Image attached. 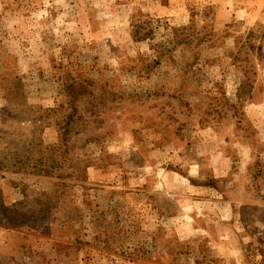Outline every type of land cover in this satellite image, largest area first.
Masks as SVG:
<instances>
[{
	"label": "rangeland",
	"instance_id": "obj_1",
	"mask_svg": "<svg viewBox=\"0 0 264 264\" xmlns=\"http://www.w3.org/2000/svg\"><path fill=\"white\" fill-rule=\"evenodd\" d=\"M228 1L0 0V264H264V5Z\"/></svg>",
	"mask_w": 264,
	"mask_h": 264
},
{
	"label": "crops",
	"instance_id": "obj_2",
	"mask_svg": "<svg viewBox=\"0 0 264 264\" xmlns=\"http://www.w3.org/2000/svg\"><path fill=\"white\" fill-rule=\"evenodd\" d=\"M239 1H240V2L245 1L246 4H248V3H250V2H253V4H257V5H260V6L264 5V0H229L228 3H226V4L231 6V7H230V10H231V11L233 10V7L238 6V10H236V11H234V12L239 13L240 11L244 10L243 8L240 9V6H241V5L239 6V3H240ZM246 8H249V7L246 6ZM240 13H241V12H240ZM230 16H232V14H231ZM202 188H203V187H202ZM205 192H207V189H205ZM200 202H202V201H199V202H198V205L201 204ZM203 203H206V202H203ZM208 203H211V202H208ZM198 205H197V207H198ZM193 218H194V217H193Z\"/></svg>",
	"mask_w": 264,
	"mask_h": 264
}]
</instances>
